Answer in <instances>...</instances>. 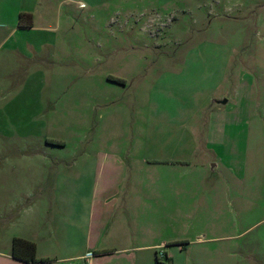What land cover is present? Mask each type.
Returning a JSON list of instances; mask_svg holds the SVG:
<instances>
[{"label": "rangeland", "instance_id": "rangeland-1", "mask_svg": "<svg viewBox=\"0 0 264 264\" xmlns=\"http://www.w3.org/2000/svg\"><path fill=\"white\" fill-rule=\"evenodd\" d=\"M19 8L34 23L21 30V48L7 45L12 29L3 25ZM244 72L264 77V0H0V257L14 238L54 229L57 174L74 161L67 173L87 176L84 161L105 152L127 167L123 190L136 189L138 229L148 223L179 241L176 264H264V141L252 147L259 161L246 201L240 182L223 166L213 169L210 156L192 159L183 177L146 160L147 137L160 151L162 136L183 132L177 124L207 133L205 87ZM255 92L259 121L264 95ZM152 181L183 182L182 200L164 199L159 186L145 202ZM84 196L75 195L70 216L84 215Z\"/></svg>", "mask_w": 264, "mask_h": 264}, {"label": "crops", "instance_id": "crops-1", "mask_svg": "<svg viewBox=\"0 0 264 264\" xmlns=\"http://www.w3.org/2000/svg\"><path fill=\"white\" fill-rule=\"evenodd\" d=\"M21 13L30 14V12H21L19 8L14 11L13 22L3 24L7 30L12 29L5 42L18 48H21V30H30L34 27L33 21L32 27L19 26ZM12 35L18 36V39L13 41ZM215 46L219 47L218 44ZM4 69L6 70V65ZM260 75L262 74L259 73L256 77L244 72L238 80H235V76L234 81L231 76L225 77L223 80L213 81L211 87H205L209 98H205L203 106L201 104L199 108L207 115V133H185L183 126L186 125H180L178 128L177 124L175 125L177 130L181 128L183 132L162 136L161 152L154 151L152 146L154 137H147L146 148L149 152L147 162L150 165L159 163L162 171L183 177L186 171H192V159L210 156V159L216 162V165H212L213 169L223 166L240 182L241 200H248L250 188L246 180L254 174L259 161L252 147L254 142L259 146L260 142L264 141V114L261 112L259 121H253L256 87L259 93L264 95V77ZM227 83L230 88H226L223 95L218 96L219 89L227 86ZM210 99H213L211 104H209ZM263 99L258 105L259 109L264 105ZM84 163L89 168L87 176L78 172L79 176L74 178L76 175L72 177L67 173L72 172L78 165L74 161L68 163L66 176L57 174L54 202L59 214L53 219L54 229L51 228L45 235L37 233L29 236L27 233L21 235V238L36 244L38 258L52 260L41 264H164L162 262L165 258L167 262L176 264V258L179 261L181 254L178 240L168 238L164 231L155 235L152 228L148 227V218L145 221L147 223L145 229L148 230L138 229L139 223L132 217L130 208L131 200L138 195L136 189L129 185L130 183L126 186L131 187V190L128 192L123 190L125 186L123 178L125 179L127 167L119 156L99 152ZM200 166L196 169L199 170ZM153 181L147 183L145 202L149 203L157 195L159 186L162 187V193L165 192V195L162 194L164 199L173 200L175 203L182 200L185 191L183 182H165L161 185ZM258 186L256 185L255 190H258ZM192 187L196 188L195 185ZM79 191H85L86 196L79 202L86 211L82 217H72L68 214V208L73 205L74 197ZM214 196L212 201L218 204L220 198L217 194ZM27 207L29 206H26L21 214L28 213ZM57 218L64 221V226L60 229ZM26 220L27 218L24 224ZM132 224L135 225V230L129 232L128 227ZM162 255L163 259H161ZM157 258L160 259V263ZM0 264L35 263L15 259L10 253L6 257H0Z\"/></svg>", "mask_w": 264, "mask_h": 264}, {"label": "trees", "instance_id": "trees-1", "mask_svg": "<svg viewBox=\"0 0 264 264\" xmlns=\"http://www.w3.org/2000/svg\"><path fill=\"white\" fill-rule=\"evenodd\" d=\"M25 17H29L30 19L25 23L24 19ZM19 26L21 28H26V27H32V17L31 15L28 14H21L19 18ZM120 81V80H119ZM53 144L55 145H63V142L60 141H54ZM176 245L179 243H175ZM11 255L13 258L22 260V261H27V262H32L35 264H41V263H47L51 262L52 260L47 258H38L37 257V252H36V244L33 241L23 239V238H14L13 239V244H12V251ZM158 262L160 263V259L157 258Z\"/></svg>", "mask_w": 264, "mask_h": 264}, {"label": "water", "instance_id": "water-1", "mask_svg": "<svg viewBox=\"0 0 264 264\" xmlns=\"http://www.w3.org/2000/svg\"><path fill=\"white\" fill-rule=\"evenodd\" d=\"M224 102H227V101H224Z\"/></svg>", "mask_w": 264, "mask_h": 264}]
</instances>
